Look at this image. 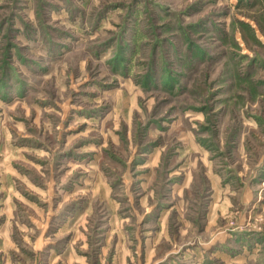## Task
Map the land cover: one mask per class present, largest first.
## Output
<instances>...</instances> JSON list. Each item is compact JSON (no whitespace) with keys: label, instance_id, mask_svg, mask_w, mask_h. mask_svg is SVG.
<instances>
[{"label":"rangeland","instance_id":"obj_1","mask_svg":"<svg viewBox=\"0 0 264 264\" xmlns=\"http://www.w3.org/2000/svg\"><path fill=\"white\" fill-rule=\"evenodd\" d=\"M0 264H264V0H0Z\"/></svg>","mask_w":264,"mask_h":264}]
</instances>
